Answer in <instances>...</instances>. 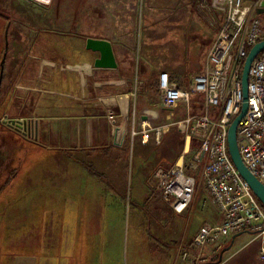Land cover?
<instances>
[{
	"label": "crops",
	"instance_id": "1",
	"mask_svg": "<svg viewBox=\"0 0 264 264\" xmlns=\"http://www.w3.org/2000/svg\"><path fill=\"white\" fill-rule=\"evenodd\" d=\"M88 37L111 42L117 68L94 69L92 64L99 53L85 49L84 37L82 44H67L54 55H24L14 63L13 76L0 88L1 115L31 119L36 127L35 140L11 131L31 144L19 145L8 138L16 143L14 152L37 149L43 153L41 156L31 151L32 163L15 168L12 180L17 182L12 199L0 200V205L5 201L41 202L22 211H11L9 217L0 210V264H120L108 261L112 250L106 231L116 224V212L106 210V202L121 203L125 198L117 189L102 192V185L118 184V169L124 166L118 164L117 157L127 151L130 117V123L132 117L143 119L144 108L158 113L155 120L160 115L143 87L148 78L145 67L133 77L118 60L111 38ZM138 142L145 146L139 136ZM123 180L122 175V186ZM135 195L141 198L139 193ZM206 196L183 214L173 213L170 204L161 200L168 209L169 227H183L181 235L175 232L176 237L150 233L149 213L130 209V223L140 240L134 242V257L129 264H189L191 256L183 259L180 250L190 245L202 225L221 222L217 210H203ZM54 202L61 203L60 209H51ZM246 232L206 245L202 250L204 260L198 264H262L258 245L254 253L247 255L242 252L244 245L235 246ZM48 235H53L50 242L54 243L47 249ZM151 237L159 242L156 261L148 258ZM162 242H172L173 248L169 250ZM206 247L209 252H205Z\"/></svg>",
	"mask_w": 264,
	"mask_h": 264
},
{
	"label": "rangeland",
	"instance_id": "2",
	"mask_svg": "<svg viewBox=\"0 0 264 264\" xmlns=\"http://www.w3.org/2000/svg\"><path fill=\"white\" fill-rule=\"evenodd\" d=\"M0 14L8 20L4 18L3 22L0 17V65L5 52L4 29L8 24L7 57L3 65L1 87L6 79L13 76L14 63H18L24 55H54L57 51L64 50L67 44H82L84 37L108 36L117 50L118 60L131 70L133 77H136L141 67H145L148 72L143 87L151 101L155 102L154 107L160 115L154 121L155 124L180 120L186 112L183 105L171 110L162 109L158 101L155 75L157 72L167 71L180 86L187 87L191 77L203 70L206 53L225 18V14L211 0H0ZM145 110L148 108L142 109ZM193 112L199 113L200 108H194ZM130 122L131 117L127 151L117 157L118 164L124 168L118 169L117 186L112 185L113 189L124 194L125 199L121 203L106 202V210L116 212V224L106 231L109 237L107 242L112 250L108 261H117L120 264H129L132 261L134 242L137 244L140 240L136 229L130 223V209L138 212L139 209H145L149 213L150 233L176 237L175 232L180 231L181 235L183 227H169L168 209L152 187V176L157 168L175 162L184 147L185 163L190 161L198 148L193 139H186L175 126L168 128L165 134L167 137L163 134L159 145L154 144L151 136L149 142L141 146L138 136L131 140ZM138 122L136 116L135 131ZM9 131L0 126V193L5 190L0 194L1 201L12 199L14 184L17 182L12 180L15 168L19 170L29 166L33 161L30 157L34 155L31 151H37L22 149L14 152L15 140L19 145L29 147L31 144ZM8 138L14 139V142ZM39 154L43 156V153ZM193 173L198 185L192 205L194 202L198 205L203 196L207 195L203 210L216 211L200 181L199 171ZM122 175L123 186L119 183ZM108 189L107 185H102V192L106 193ZM136 193L141 198L136 199ZM39 203L41 202L5 201L1 202L0 210L3 209L9 217L12 215L11 211H22L28 209L29 205ZM53 204L55 205L51 209H60V202ZM253 236L246 232L236 241L235 246L244 245L243 255L254 253L258 242ZM47 237L48 249L54 242H50L53 235ZM158 244L157 239L150 238L149 261L157 260L160 252ZM162 244L169 250L173 248L172 242ZM144 248L147 251L145 246ZM140 250L142 253V249ZM205 252H209V247L205 248Z\"/></svg>",
	"mask_w": 264,
	"mask_h": 264
},
{
	"label": "built area",
	"instance_id": "3",
	"mask_svg": "<svg viewBox=\"0 0 264 264\" xmlns=\"http://www.w3.org/2000/svg\"><path fill=\"white\" fill-rule=\"evenodd\" d=\"M211 1L225 18L206 53L203 70L191 77L187 87L180 86L167 71H161L156 81L161 107L171 110L183 105L185 115L177 121L155 124L158 113L145 110L137 131L132 117L131 140L139 136L140 143L146 145L152 136L154 144L159 145L164 132L175 126L186 139L192 138L198 144L188 163L184 161V147L175 162L157 168L152 176V187L161 199L170 204L173 213L183 214L195 198L198 181L193 172L199 171L200 181L221 214L219 224L202 225L190 245L180 250L183 259L191 256L189 264H198L204 260L202 250L206 245L248 231L258 242V258L264 264V209L235 169L227 148L228 127L242 104L240 75L244 60L250 48L264 40V0ZM196 107L199 113L193 112ZM0 124L35 140L36 127L31 119L3 113ZM237 144L246 168L264 184L262 52L249 68L247 110L237 126Z\"/></svg>",
	"mask_w": 264,
	"mask_h": 264
},
{
	"label": "water",
	"instance_id": "4",
	"mask_svg": "<svg viewBox=\"0 0 264 264\" xmlns=\"http://www.w3.org/2000/svg\"><path fill=\"white\" fill-rule=\"evenodd\" d=\"M8 24L5 28V52L1 59L0 65V88L3 76V65L5 57L7 55V43H8ZM85 49L99 53V57L93 61L92 67L94 69H115L117 68V62L115 59L113 47L110 41L101 38L87 37L85 40ZM262 51H264V40L253 45L245 60L240 75V84L242 90V104L240 112L231 121L227 132V148L230 159L241 176V178L247 183L253 195L264 206V184L261 183L244 165L238 150L237 144V126L243 115L247 110V84H248V72L253 59ZM19 125L17 124V127ZM19 128V127H18ZM36 139V137H35ZM239 234V233H238ZM236 235H233V238Z\"/></svg>",
	"mask_w": 264,
	"mask_h": 264
},
{
	"label": "trees",
	"instance_id": "5",
	"mask_svg": "<svg viewBox=\"0 0 264 264\" xmlns=\"http://www.w3.org/2000/svg\"><path fill=\"white\" fill-rule=\"evenodd\" d=\"M262 53H264V51H262ZM0 114H1V111H0ZM9 130V129H8ZM192 139V138H191ZM193 142L195 143V145L197 144V142L193 139ZM107 186H108V188L109 189H113V187H112V185H110V184H107ZM256 200H257V202H258V204L261 206V208H263L264 209V206L259 202V200L256 198Z\"/></svg>",
	"mask_w": 264,
	"mask_h": 264
},
{
	"label": "flooded vegetation",
	"instance_id": "6",
	"mask_svg": "<svg viewBox=\"0 0 264 264\" xmlns=\"http://www.w3.org/2000/svg\"><path fill=\"white\" fill-rule=\"evenodd\" d=\"M0 17L2 18V20H3V22H4V18L6 17V16H4V15H2V14H0ZM6 19V18H5ZM6 21H8L7 19H6ZM7 26V25H6ZM5 26V27H6ZM4 32H5V29H4ZM1 125V124H0Z\"/></svg>",
	"mask_w": 264,
	"mask_h": 264
}]
</instances>
